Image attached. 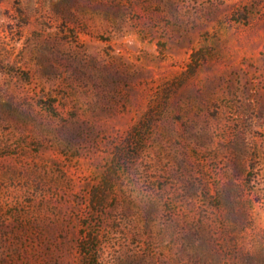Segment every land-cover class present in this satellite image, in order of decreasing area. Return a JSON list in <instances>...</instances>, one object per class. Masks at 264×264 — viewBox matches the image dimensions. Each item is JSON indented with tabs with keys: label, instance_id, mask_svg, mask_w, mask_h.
Masks as SVG:
<instances>
[{
	"label": "rangeland",
	"instance_id": "374dc122",
	"mask_svg": "<svg viewBox=\"0 0 264 264\" xmlns=\"http://www.w3.org/2000/svg\"><path fill=\"white\" fill-rule=\"evenodd\" d=\"M0 264H264V0H0Z\"/></svg>",
	"mask_w": 264,
	"mask_h": 264
},
{
	"label": "trees",
	"instance_id": "16d2710c",
	"mask_svg": "<svg viewBox=\"0 0 264 264\" xmlns=\"http://www.w3.org/2000/svg\"><path fill=\"white\" fill-rule=\"evenodd\" d=\"M86 246H87V245H86V244H84V245H82V247H81V248L85 249V248H86Z\"/></svg>",
	"mask_w": 264,
	"mask_h": 264
}]
</instances>
